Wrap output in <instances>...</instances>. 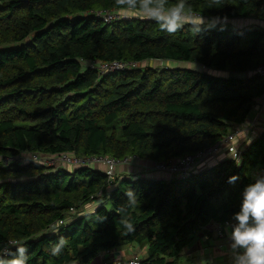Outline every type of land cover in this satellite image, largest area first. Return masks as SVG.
<instances>
[{
    "label": "trees",
    "instance_id": "1",
    "mask_svg": "<svg viewBox=\"0 0 264 264\" xmlns=\"http://www.w3.org/2000/svg\"><path fill=\"white\" fill-rule=\"evenodd\" d=\"M188 2L206 18L264 22V0ZM124 16L114 0H0V246L21 241L28 264H90L126 244L146 247L139 264H178L195 234L233 222L244 187L264 173V125L245 141L239 164L231 156L200 169L198 162L167 179L143 170L108 179L96 166L15 160L102 155L155 170L212 147L256 114L264 27L226 22L232 31L194 36L186 26L169 35L155 21ZM111 62L126 66L100 74L98 64ZM129 189L139 200L127 209L133 232L117 214ZM88 204L95 209L84 213ZM59 236L68 243L52 256Z\"/></svg>",
    "mask_w": 264,
    "mask_h": 264
},
{
    "label": "clouds",
    "instance_id": "2",
    "mask_svg": "<svg viewBox=\"0 0 264 264\" xmlns=\"http://www.w3.org/2000/svg\"><path fill=\"white\" fill-rule=\"evenodd\" d=\"M114 3L123 9L125 16L122 18L137 17L155 21L159 30L169 35L176 34L186 26L194 36L212 30L224 31L227 27L226 17L206 18L188 0H175L174 3L170 0H114ZM211 3L221 8L223 0H211ZM230 155L239 164L237 154ZM238 179V176L233 175L229 177L228 183L234 184ZM125 195L128 198L127 207L118 209L117 214L123 228L127 232H133L135 226L127 209L139 205V200L131 189ZM103 219L104 217H98L100 221ZM231 219L233 223L228 233L231 264H264V173L255 176L254 182L244 187L239 211ZM60 223L63 224V221ZM53 231H59V228L53 225ZM67 243L65 237L59 236L50 247L51 255L60 256ZM28 261V249L21 241L10 240L0 246V264H28Z\"/></svg>",
    "mask_w": 264,
    "mask_h": 264
},
{
    "label": "crops",
    "instance_id": "3",
    "mask_svg": "<svg viewBox=\"0 0 264 264\" xmlns=\"http://www.w3.org/2000/svg\"><path fill=\"white\" fill-rule=\"evenodd\" d=\"M227 23L238 28L247 25H259L264 27L263 21H258L254 18L233 19L232 22L229 21ZM262 108L259 110V112H261V110L264 109ZM255 111L256 114H253L251 118L248 119L244 123V125H242L245 126L251 124L253 128L252 135H255L257 131L261 130V127L264 125V110L258 114L257 112L258 107H256ZM252 135L243 137L242 139H239V141L234 140V145L237 146L242 144L241 148L240 147L239 148L243 149L246 144L245 141L246 140L248 141V139H250ZM219 151L220 152L218 153L219 154L218 157L213 156L214 154L209 156V158L207 157L204 161L198 163L197 165L198 168L200 167L199 165H201L203 168L204 166L211 164L213 159L218 161V158H220L219 160H221L228 156V155L226 156L225 154H229L227 148L224 145H222ZM97 167L102 168L104 170L102 166H97ZM145 172H146L145 174L142 173L143 176L150 178L167 179L171 176L167 172L157 171L153 169L151 170L145 169ZM93 209H95V205L90 206V204H88L84 208V213L92 212ZM231 223L228 224L227 226L223 225V227L220 228L221 234L218 232L219 225L214 223L209 224L206 228V231L202 230L199 231L197 234H195L191 242L184 247L183 251L178 257V264H231L230 256L228 255V244H229L228 233L231 230L230 229ZM146 254L147 252L145 246H135V245L126 244L121 247H116L109 252L103 251L99 253L92 260L90 264H105L113 260H121L124 263V261H126L133 255H137L140 257V259H142L146 256Z\"/></svg>",
    "mask_w": 264,
    "mask_h": 264
},
{
    "label": "built area",
    "instance_id": "4",
    "mask_svg": "<svg viewBox=\"0 0 264 264\" xmlns=\"http://www.w3.org/2000/svg\"><path fill=\"white\" fill-rule=\"evenodd\" d=\"M96 15L103 18V20L110 21L111 19L117 17L116 14H113L111 12H101L97 11ZM125 64L120 62H111V63H100L98 64V68L100 70V74H103L104 72L109 71H116V70H123L125 68ZM257 73L262 77L264 81V64L259 66L257 68ZM262 102L264 105V95L260 97L259 102ZM262 108V107H261ZM243 129L245 128L242 126ZM239 128L235 129L233 133L230 135L224 137L221 141L213 145L212 147L198 152L194 155H187L186 157L180 159L177 162H170V163H155L153 164V168L158 171L167 172L172 175H188L190 170L198 163L200 160H203L210 155L215 154L220 150L222 145H224L227 148L228 153L231 154H237V158L240 156V151L238 148L234 145V135L237 136L239 133ZM133 158L130 157H124L122 159H115L111 156H102V155H94V156H86V157H78L76 155L70 154V153H63L57 156H50V157H43L39 154H30L27 156H24L23 159H15V160H30L33 162H38L45 164L46 166H55V165H65L69 167H79V166H102L104 168V172L106 173L108 179H113L115 176V171L117 167L125 166L131 164ZM10 159H2V164H8ZM231 222L227 221L224 223V225H228ZM218 232L221 234L220 227ZM109 252V251H108ZM109 263L112 264H121L123 261L121 260H113ZM140 258H138L137 255H133L126 261H124V264H139Z\"/></svg>",
    "mask_w": 264,
    "mask_h": 264
},
{
    "label": "rangeland",
    "instance_id": "5",
    "mask_svg": "<svg viewBox=\"0 0 264 264\" xmlns=\"http://www.w3.org/2000/svg\"><path fill=\"white\" fill-rule=\"evenodd\" d=\"M124 15H125V13H124ZM232 22V20H226V22ZM236 23V22H235ZM227 30L228 31H232V27L231 26H228L227 27ZM145 64H150V65H152V66H158V65H164V63H161V62H159V61H149L148 63H144V65ZM166 64H168V63H166ZM169 65H172V66H180V67H185V68H192V69H197V70H203V67L202 66H200V65H195V64H192V63H175V64H173V63H169ZM205 71H207L208 73H211V74H214V75H216V74H218V72L217 71H214V70H212V69H205ZM264 105H263V103L260 101V102H258V109L260 110L261 109V107H263ZM264 108V107H263ZM262 108V109H263ZM264 110V109H263ZM263 110H261V112L263 111ZM261 112H258V114L259 113H261ZM245 128L243 129V127L241 126L239 129V134L237 135V136H235L234 135V140L236 141V140H238L239 141V139H242L243 137H246V136H248V135H251V133H252V131H253V128H252V125L251 124H249V125H245L244 126ZM245 139V138H244ZM233 143H234V141H233ZM242 146V144L241 145H237L236 147L238 148V150L240 151L241 149L239 148V147H241ZM226 151V150H225ZM220 151H218L217 153H215L213 156H216V157H218L219 156V153ZM225 153H227V152H225ZM218 154V155H217ZM226 156L228 155V156H231L230 155V153L229 154H225ZM212 156V157H213ZM209 158V157H208ZM215 158V157H214ZM220 158H218V160H219ZM215 162H217V160H215V159H213V161L211 162V164H213V163H215ZM210 163V162H209ZM209 163H207V164H209ZM211 164H209V165H211ZM200 167H199V169L200 168H202V166L201 165H199ZM93 167H95V165L93 166ZM144 171V173L143 174H145L146 172H145V169H140L139 167H136V166H133V165H131V164H129V165H125V166H121V167H118L117 168V170H116V173H115V176H116V174H121V173H124V174H126V172L128 173V174H131V173H134L135 171ZM114 176V177H115ZM107 205V204H106ZM90 206H93V204H90ZM138 258H140L139 256H138ZM121 264H124V263H121Z\"/></svg>",
    "mask_w": 264,
    "mask_h": 264
},
{
    "label": "water",
    "instance_id": "6",
    "mask_svg": "<svg viewBox=\"0 0 264 264\" xmlns=\"http://www.w3.org/2000/svg\"><path fill=\"white\" fill-rule=\"evenodd\" d=\"M21 1H26V0H21Z\"/></svg>",
    "mask_w": 264,
    "mask_h": 264
}]
</instances>
